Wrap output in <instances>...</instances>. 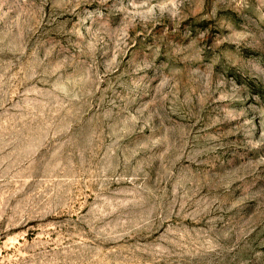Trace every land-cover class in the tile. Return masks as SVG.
<instances>
[{
  "label": "rangeland",
  "instance_id": "obj_1",
  "mask_svg": "<svg viewBox=\"0 0 264 264\" xmlns=\"http://www.w3.org/2000/svg\"><path fill=\"white\" fill-rule=\"evenodd\" d=\"M0 264H264V0H0Z\"/></svg>",
  "mask_w": 264,
  "mask_h": 264
}]
</instances>
